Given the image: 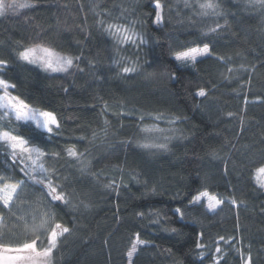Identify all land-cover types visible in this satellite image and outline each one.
Segmentation results:
<instances>
[{"label":"trees","instance_id":"trees-1","mask_svg":"<svg viewBox=\"0 0 264 264\" xmlns=\"http://www.w3.org/2000/svg\"><path fill=\"white\" fill-rule=\"evenodd\" d=\"M30 2L34 7L0 15V59L8 61L3 78L16 85L12 95L56 115L59 130L43 139L60 158L47 166L57 170L59 179L53 180L73 204L83 200L91 207L47 203L55 216L44 227L37 223L46 219L42 209L14 208L24 217L17 222L0 208V244L17 246L39 236L42 249L59 221L70 231L59 238L52 264H129L127 251L137 233L146 246L138 247L132 264H244L249 254L251 264H264V188L254 178L264 165V7L214 0L220 15L203 16L204 0H159L157 24V0ZM133 21L146 44L138 38L121 44L105 31L108 24ZM17 42L44 43L80 59L68 72L48 73L19 61ZM204 44L212 54L195 63L173 58ZM125 60L136 61L137 71L122 74ZM201 88L205 97L196 95ZM142 115L143 125L156 123L149 115H161L160 128L178 130L163 134L175 136L167 150L139 146L165 142L140 133ZM174 117L179 121L169 125ZM19 134L32 135L27 127H19ZM70 146L85 153L87 173L65 158ZM3 152L0 175L24 179L6 167L11 161ZM112 182L117 187H105ZM204 189L237 204L226 200L215 213L203 202L190 206ZM25 193L31 201H48L31 182ZM152 212L160 213L159 224ZM171 228L177 231L165 230Z\"/></svg>","mask_w":264,"mask_h":264},{"label":"snow or ice","instance_id":"snow-or-ice-1","mask_svg":"<svg viewBox=\"0 0 264 264\" xmlns=\"http://www.w3.org/2000/svg\"><path fill=\"white\" fill-rule=\"evenodd\" d=\"M250 6L259 4L264 7V0H249ZM34 7L30 0H0V15L7 12H18L22 9ZM162 4L157 0L155 3L156 20L155 23L159 24L162 20ZM219 5L214 0H204L199 3L200 15H220L218 11ZM135 22H130L129 25H116L108 24L105 31L113 35L118 43H132L136 44V39L140 40V44H146L147 41L135 31ZM220 25L215 28H209L208 33L217 31ZM207 34V33H206ZM16 52L17 59L27 64L36 65L45 72L58 73L68 72L73 66L74 62L78 61L79 57H73L69 54L58 52L53 47L47 46L44 43H32L25 45L23 42H17ZM212 54L209 44H204L202 47H190L184 50L176 51L173 53L174 59L183 64L195 63L198 57L210 56ZM223 60L224 57H218ZM117 65L121 61H114ZM8 66V61L0 59V148L4 150L3 154L10 159V163L6 165L7 168L18 169L24 179H15L14 176L0 175V208L5 210L10 218L23 220V216H16L13 211L15 208L17 212L24 208L41 210V215L46 217L42 221L47 224L54 219L55 214L47 210V203L59 202L64 205H73V207H83L85 210L89 209L91 205L81 200L79 204H73L71 194L63 190V185L53 180L57 176V170L54 167L47 166L48 160L55 161L60 158V153L51 152L47 150L46 144L48 140L43 137L51 138L60 128V123L56 115L48 110L34 107L27 103L20 96L12 95L11 90H15L16 85L10 83L3 78V70ZM139 65L136 61H124V66L121 68L122 74L134 73L137 71ZM243 69V66H241ZM199 97L207 95L206 90L201 88L196 93ZM231 115V114H229ZM149 119L155 121L152 125H143L145 116L139 117L141 125L139 127L140 133L144 136H152L161 134L164 143H139L142 148H155L157 150H167L168 142L175 138L174 135H163L165 133H175L178 130L174 127L160 128L159 122L164 118L161 115H149ZM179 117H174L167 120L169 125H175L179 121ZM107 123V122H106ZM19 127L29 128L32 135L26 137L19 134ZM95 135V134H94ZM157 139L160 135H157ZM65 158L74 161L78 166L81 173H87L89 169V162L84 159L85 153L78 152L74 146L64 149ZM210 155L216 156L217 153L213 150ZM254 178L256 183L264 188V165L255 169ZM66 179V178H65ZM28 182L33 186H39L40 190L48 197V201H42L37 198L31 201V198L25 193V187ZM105 187H117L115 182H112ZM155 194V189H152ZM24 193L26 199H21V194ZM227 200L228 203L236 205L237 201L234 198H220L217 194L210 193L207 189L199 191L193 195L189 201L190 206H195L206 201V210L215 213ZM31 201V202H29ZM175 213L181 220L184 218V213L180 208L175 209ZM151 215L157 219L155 223H160V213L152 212ZM138 217L143 218V213H138ZM4 220L0 216V222ZM166 231H177L175 228L165 229ZM70 229L64 226L61 222L56 221L54 226L47 231V246L42 249L37 248V240L39 236L33 239H26L23 243L17 246L0 244V264H52L53 251L58 246V240L64 234L69 233ZM224 240V237H220ZM146 246V241L140 239L139 233L131 241V246L127 251L129 264H132V257L136 253L139 246ZM197 248H203L204 245L197 243ZM217 252L221 249L217 247ZM11 253V254H6ZM245 264H251V255L247 257Z\"/></svg>","mask_w":264,"mask_h":264},{"label":"rangeland","instance_id":"rangeland-1","mask_svg":"<svg viewBox=\"0 0 264 264\" xmlns=\"http://www.w3.org/2000/svg\"><path fill=\"white\" fill-rule=\"evenodd\" d=\"M199 47H202V46H199ZM204 57V56H203ZM173 58H174V56H173ZM199 58H202V57H198L197 59H199ZM181 63V62H180ZM191 63V62H190ZM35 67H37V68H39L38 66H36V65H34ZM40 69V68H39ZM40 70H42V69H40ZM43 71V70H42ZM48 73H51V72H48ZM157 135H160V138H162V135L161 134H157ZM156 135V136H157ZM255 182H256V180H255ZM257 184V183H256ZM201 202H203L204 204H206V201H201ZM41 220L43 221L44 219L43 218H41ZM39 225L40 224H42V223H40V222H37ZM43 227H44V224H43ZM6 254H9V253H6ZM245 264V263H244Z\"/></svg>","mask_w":264,"mask_h":264}]
</instances>
